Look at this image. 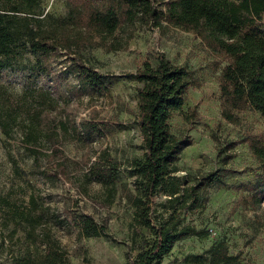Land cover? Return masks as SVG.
I'll return each mask as SVG.
<instances>
[{
	"label": "trees",
	"instance_id": "obj_1",
	"mask_svg": "<svg viewBox=\"0 0 264 264\" xmlns=\"http://www.w3.org/2000/svg\"><path fill=\"white\" fill-rule=\"evenodd\" d=\"M63 1L66 11L57 15L47 10L44 0H0V70L30 55L32 68L50 84L14 93L0 82V131L7 138L20 136L36 164L45 159L48 172L66 169L64 150L58 145L62 134L71 132L81 141L94 143L113 126L122 125L91 114L79 126L62 110L83 95L112 98L115 75L98 71L84 51L126 49L137 24L168 25L198 35L213 54L226 60L219 80L225 118L237 122L238 112L246 109L264 117V0H168L163 6H158V0ZM155 59L154 63L144 60L131 74L140 84L137 122L145 149L143 156L128 161L134 174L131 186L119 184L124 163L108 147L92 150L86 180L102 187L109 205L120 191L132 205L126 264H247L224 241L186 255L182 263L177 257L164 262L177 242L209 235L188 215L205 206L210 189L223 184L225 175L223 168L179 174L178 161L192 139L174 133L171 119L183 109L189 89L198 80L186 65L173 63L163 54ZM59 61L64 66L56 69L53 64ZM69 74L76 82L68 81ZM246 141L261 178L242 202L257 207L264 203V137L251 134ZM30 202L24 214L25 246L12 254V264H69L70 250L52 233L43 208L32 214L40 209L34 196ZM67 224L77 239L107 234L106 224L85 213L71 214Z\"/></svg>",
	"mask_w": 264,
	"mask_h": 264
},
{
	"label": "rangeland",
	"instance_id": "obj_2",
	"mask_svg": "<svg viewBox=\"0 0 264 264\" xmlns=\"http://www.w3.org/2000/svg\"><path fill=\"white\" fill-rule=\"evenodd\" d=\"M165 1L168 0H158V6H163ZM44 4L57 15L66 11L63 0H44ZM261 25L264 27V17ZM84 54L98 71L115 75L112 98L83 95L65 106L62 114H69L79 126L91 114L122 125L113 126L106 131L105 138L94 143L81 141L71 132L62 134L58 145L64 150L62 160L66 169L61 173L45 170L44 158L36 164L23 147L20 136L7 138L0 131V264H12V254L24 249L27 224L24 214L31 206V196L40 208L32 214L44 209L52 233L71 252L69 264H126L132 205L122 191L109 205L102 187L88 182L85 174L92 150L108 147L124 163L119 184L131 186L134 174L127 166L128 161L143 156L145 150L137 122L140 84L131 74L146 59L156 62L160 54L173 63L188 66L198 80L189 89L183 109L171 119L174 133L192 139L178 161L179 174L223 168L225 175L223 184L210 189L205 206L188 215L199 228L207 229L209 235L177 242L164 262L177 257L178 263H182L186 255L203 252L224 241L230 252L239 253L247 264H264V203L251 207L242 202L243 196L261 178V169L246 139L251 134L264 137V117L246 109L238 112L237 122L225 118L219 80L226 60L213 54L193 32L154 24H137L124 50L107 52L90 48ZM33 60L32 56L25 55L13 67L0 70V82L14 93L26 87H48L47 77L32 68ZM60 62L53 66L63 68ZM68 81L76 82V79L69 74ZM73 213H85L106 224L107 234L77 239L67 224Z\"/></svg>",
	"mask_w": 264,
	"mask_h": 264
}]
</instances>
